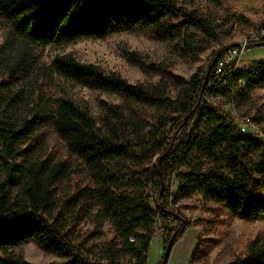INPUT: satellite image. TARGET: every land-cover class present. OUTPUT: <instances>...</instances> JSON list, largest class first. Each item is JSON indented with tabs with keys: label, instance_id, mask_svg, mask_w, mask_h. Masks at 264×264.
<instances>
[{
	"label": "trees",
	"instance_id": "1",
	"mask_svg": "<svg viewBox=\"0 0 264 264\" xmlns=\"http://www.w3.org/2000/svg\"><path fill=\"white\" fill-rule=\"evenodd\" d=\"M0 16L14 33L44 47L147 30L163 40L179 38L184 29L216 45L221 41L207 18L178 0H0ZM185 45L195 55L208 48L193 36ZM228 48L214 52L205 73L199 69L188 80L175 76V93L164 76L157 83L132 84L71 54L55 57L52 68L58 75L120 98L117 104L103 102L99 118L86 105L60 97L52 103L37 101L17 119L15 98L0 81V264H26L16 250L28 242L74 257L62 264H122L127 258L148 264L158 221L174 217L176 222L166 247L173 234L175 245L190 226L169 203L195 193L245 221L264 219V138L241 132L227 112L210 102L199 106L218 95L242 101L264 87V61L232 75L217 74L218 58ZM127 58L144 65L139 56L127 53ZM192 120L191 132L182 136ZM262 120L253 118L260 125ZM169 128L172 134L164 136ZM49 131L65 143L71 159H56L46 151ZM178 167L188 171L177 175L170 190L165 176ZM77 169L88 182L75 192L62 190ZM148 187L158 192L155 208L147 203ZM83 216L101 226L108 222L113 238L101 248L76 238L69 228ZM230 264H264V238L252 241L248 254Z\"/></svg>",
	"mask_w": 264,
	"mask_h": 264
},
{
	"label": "rangeland",
	"instance_id": "2",
	"mask_svg": "<svg viewBox=\"0 0 264 264\" xmlns=\"http://www.w3.org/2000/svg\"><path fill=\"white\" fill-rule=\"evenodd\" d=\"M178 1L190 10L197 11L215 26L221 36L218 44L222 48L240 43L255 26L264 23V0ZM190 36L197 38L202 47L208 46L206 52L200 55L190 52L185 45ZM215 50L216 44L211 40L184 29L179 38L172 40L158 39L152 31L147 30L117 33L103 39H82L61 47H44L14 33L0 16V81L4 83L5 92L15 98L12 105L17 119L27 116L37 101L52 103L60 97H70L86 105L96 118L102 116L103 102L121 103L120 98L114 94L82 87L58 75L52 68V62L57 56L71 54L81 62L96 64L107 72L118 73L132 84L157 83L164 76L172 84V93H175L174 77L188 80L199 69L205 73ZM127 53L139 56L144 65L138 66L128 60ZM256 61H264V44L250 46L240 67L248 68ZM204 102L221 108L235 122L244 117L260 118L263 119L262 126L264 125V87L255 88L247 99L242 101L231 102L227 98L218 100L209 97L201 101L199 106L202 107ZM194 125L192 120L188 129L181 135H188ZM203 130L200 129L201 132ZM170 134L172 129L169 128L164 136ZM43 146L56 159H71L65 143L52 131L45 136ZM156 157L150 160V164L155 163ZM198 161L204 159L199 156ZM126 165L132 164L128 162ZM209 166L214 167L211 163ZM187 171L186 167L172 170L165 176V186L170 190L175 188L177 175ZM87 182L86 173L77 169L64 181L61 189L75 192ZM147 194V203L155 208L157 190L153 191L148 187ZM169 209L184 218L190 226L182 239L173 246L167 264H230L248 254L252 241L264 238V219L245 221L230 214L220 204L203 201L198 193L176 204L169 203ZM175 224L174 217L171 222L160 220L158 230L164 229L163 236L166 240L159 242L158 236L154 238L148 264H160L169 231ZM72 227L69 229L75 233L76 238L84 242H94L100 248L104 242L113 238L114 234L108 222L101 226L100 222L95 224L89 216H83L74 228ZM94 231L95 237L89 239ZM16 251L26 264H62L74 258L71 254L58 255L45 251L35 242L25 243ZM121 263L134 264L130 263L128 258L123 259Z\"/></svg>",
	"mask_w": 264,
	"mask_h": 264
},
{
	"label": "built area",
	"instance_id": "3",
	"mask_svg": "<svg viewBox=\"0 0 264 264\" xmlns=\"http://www.w3.org/2000/svg\"><path fill=\"white\" fill-rule=\"evenodd\" d=\"M264 42V23L254 27L251 30V33L240 43L229 47L224 53L218 58L216 65V72L219 75H232L238 69H240V63L244 59V55L247 51H249L250 46L258 45L261 46ZM222 47L220 44L216 45L215 53L221 50ZM244 84V82H242ZM218 100L223 99L222 95L217 96ZM236 125L239 130L246 134H253L264 138V133L262 131V125L257 124L253 121V118L244 117L236 121ZM173 218H170L168 221L171 222ZM160 221H158L159 224ZM156 225L157 236L159 237V242L164 240V229L160 227L162 230H158V226ZM159 231V232H158Z\"/></svg>",
	"mask_w": 264,
	"mask_h": 264
},
{
	"label": "water",
	"instance_id": "4",
	"mask_svg": "<svg viewBox=\"0 0 264 264\" xmlns=\"http://www.w3.org/2000/svg\"><path fill=\"white\" fill-rule=\"evenodd\" d=\"M174 238H175V234H173V236L171 237L167 247H166V250L164 252V259L162 261V264H167L168 262V258L170 257L171 255V252H172V249H173V246H174Z\"/></svg>",
	"mask_w": 264,
	"mask_h": 264
},
{
	"label": "crops",
	"instance_id": "5",
	"mask_svg": "<svg viewBox=\"0 0 264 264\" xmlns=\"http://www.w3.org/2000/svg\"><path fill=\"white\" fill-rule=\"evenodd\" d=\"M257 62H259V61H257ZM250 66H251V65H250ZM250 66H249V67H250ZM160 253H161V252H160ZM161 255H162V253H161ZM148 261H149V258H148Z\"/></svg>",
	"mask_w": 264,
	"mask_h": 264
}]
</instances>
